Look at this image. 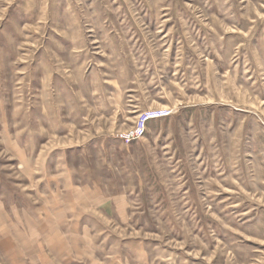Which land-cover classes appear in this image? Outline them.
<instances>
[{"label":"rangeland","instance_id":"1","mask_svg":"<svg viewBox=\"0 0 264 264\" xmlns=\"http://www.w3.org/2000/svg\"><path fill=\"white\" fill-rule=\"evenodd\" d=\"M77 187L111 213L70 232L52 203ZM120 242L264 264V0H0V264H112Z\"/></svg>","mask_w":264,"mask_h":264},{"label":"crops","instance_id":"2","mask_svg":"<svg viewBox=\"0 0 264 264\" xmlns=\"http://www.w3.org/2000/svg\"><path fill=\"white\" fill-rule=\"evenodd\" d=\"M78 189L76 190H70L69 193V205L70 208L68 210H66L67 205L64 204L66 201V197H60L59 195L54 199L53 201V211H55L56 213L61 212L59 215L60 220L63 219L66 221V219H69V212L72 214V216H76L77 218L75 220L73 219H69L70 223L68 222L67 224H65L66 226H68V230H70V232H79L82 230H90L91 227L88 225L87 222H85L84 218H86L87 216H85L86 214L84 213H80V210L86 209L89 210V208H99V209H104L103 212L105 211V213L109 214L111 213V205L112 203H109L107 198L103 195V193L98 192V191H93L90 188L89 189H81L80 187H77ZM67 196V195H66ZM80 213V215H79ZM113 213V212H112ZM79 215V216H78ZM81 242H76V244H79ZM120 247H121V251L119 256H117V259L115 261L112 262V264L118 263L119 261L121 262V264H141L140 260H141V254H142V250L140 248V244H135V243H128V242H120ZM138 246V248H134L132 250V248L129 247H133V246ZM122 252H126L127 257L131 258L132 260H128L126 259V261L124 259H122Z\"/></svg>","mask_w":264,"mask_h":264},{"label":"built area","instance_id":"3","mask_svg":"<svg viewBox=\"0 0 264 264\" xmlns=\"http://www.w3.org/2000/svg\"><path fill=\"white\" fill-rule=\"evenodd\" d=\"M165 115H167V114L163 113V112H156V111L155 112L150 111V112L146 113V115L144 116L142 121L139 123L138 127L134 131H132L131 134L121 136L122 139L130 138L132 140H137V139L143 137L145 129H146V124L151 120H156V119L162 118Z\"/></svg>","mask_w":264,"mask_h":264}]
</instances>
